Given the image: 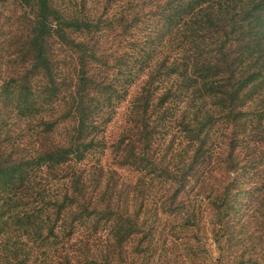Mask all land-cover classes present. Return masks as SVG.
<instances>
[{
  "label": "trees",
  "instance_id": "obj_1",
  "mask_svg": "<svg viewBox=\"0 0 264 264\" xmlns=\"http://www.w3.org/2000/svg\"><path fill=\"white\" fill-rule=\"evenodd\" d=\"M73 1L0 0V264H264V0Z\"/></svg>",
  "mask_w": 264,
  "mask_h": 264
},
{
  "label": "rangeland",
  "instance_id": "obj_2",
  "mask_svg": "<svg viewBox=\"0 0 264 264\" xmlns=\"http://www.w3.org/2000/svg\"><path fill=\"white\" fill-rule=\"evenodd\" d=\"M80 0H74L73 3L78 5ZM77 8L81 9V10H89L91 11L93 14L95 13H102L103 12V5L101 4V0H95V1H90L88 3L85 4L84 8H82L81 6H78ZM115 120H117V118L115 117ZM114 120V121H115ZM121 122H118V124H121ZM118 124L116 125V123H111L109 128H108V133L107 135L115 140V138L117 137L118 133H119V130L117 129V126ZM104 161H108L110 163L113 162V157L112 156H109L108 153L106 154V156L104 157L103 159ZM122 173V176L124 177L125 176V182L126 185L128 182H131V183H136L137 179L136 178V175L137 174H134L133 172L129 171V170H121L120 171V174ZM129 179H131L129 181ZM243 180V179H242ZM244 180H249L248 178H245ZM158 192H159V189H157L156 187L155 188H152L150 187V192L148 194V197H149V205L151 207H153L155 205V201H157V198H158ZM129 199H131V195L129 196ZM158 204V203H157ZM22 231L20 230L17 234L19 235H22L21 233ZM167 232V231H166ZM14 236H16V233L14 232L13 230V233H12ZM169 238H172V235H169ZM21 241H26V238L23 237L20 239ZM25 243V242H24ZM1 247V246H0ZM31 261L33 262L34 261V258H30V261L27 263V264H31ZM44 262H47V260L45 259V257L41 256L39 257L37 260H36V263L35 264H45Z\"/></svg>",
  "mask_w": 264,
  "mask_h": 264
}]
</instances>
